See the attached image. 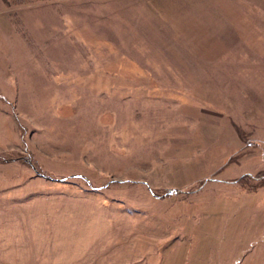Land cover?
I'll return each instance as SVG.
<instances>
[{"label":"rangeland","instance_id":"obj_1","mask_svg":"<svg viewBox=\"0 0 264 264\" xmlns=\"http://www.w3.org/2000/svg\"><path fill=\"white\" fill-rule=\"evenodd\" d=\"M0 264H264V0H0Z\"/></svg>","mask_w":264,"mask_h":264}]
</instances>
